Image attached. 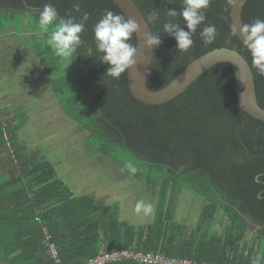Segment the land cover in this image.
Here are the masks:
<instances>
[{
    "label": "trees",
    "instance_id": "1",
    "mask_svg": "<svg viewBox=\"0 0 264 264\" xmlns=\"http://www.w3.org/2000/svg\"><path fill=\"white\" fill-rule=\"evenodd\" d=\"M133 1L151 34L161 40L153 46L149 89L165 86L201 54L227 47L248 62L257 102L264 108V76L233 34L229 0H211L187 52L176 49L175 38L163 30V23L174 19L187 31L179 15L183 0ZM47 3L57 9L58 18L79 21L84 12L89 14L72 61L55 55L46 43L48 35L38 37L39 15ZM170 9L177 10L175 18L168 17ZM106 10L124 16L112 0H0V34L9 25L18 28L25 15L31 17L35 40L28 48L40 60L62 111L96 152L124 168L134 161L138 171L132 175L125 168L127 173L145 181L152 193L157 189L152 219L135 226L119 219L115 209H103L92 195L73 194L49 159L17 141L21 124L7 123L3 130L0 121V264H54L48 243L66 264H84L100 252L120 248L195 264H251L260 255L264 264V122L238 112L231 65H212L169 101L140 102L128 88L127 71L119 80L107 75L109 65L96 50L93 28ZM153 10L159 14L154 23L148 21ZM241 18L243 24L264 20V0H246ZM208 24L217 29L210 44L200 35ZM129 43L135 45V33ZM12 171L17 173L10 175ZM180 190L201 200L194 227L174 220L172 194Z\"/></svg>",
    "mask_w": 264,
    "mask_h": 264
},
{
    "label": "rangeland",
    "instance_id": "2",
    "mask_svg": "<svg viewBox=\"0 0 264 264\" xmlns=\"http://www.w3.org/2000/svg\"><path fill=\"white\" fill-rule=\"evenodd\" d=\"M5 31L6 33L14 32L20 42L9 35L0 38V53L7 49L11 54L10 60L14 62L15 67L10 70V74L0 75V121L2 129L5 130L7 123H17L18 114L13 113L12 106L14 98L24 110L29 109V104L35 105L36 120L32 119L28 122V129L20 132L21 141H25L26 144L25 149H46L49 151L46 154L40 151V154L51 160L56 167L58 176L68 185L73 194L91 193V195L98 197V199L96 198L97 203L103 209L108 212L115 209L119 219L135 226H145L151 221L153 213L148 216L137 215L134 212V207L137 201L144 200L153 205L154 211L157 189L152 193L146 187L145 181L136 179L128 174L117 161L97 153L98 151L96 152L92 146L85 145L82 134L70 117L65 120L53 109H46L49 105H47L45 97L44 100L40 99L42 92L45 93L46 91L38 83L40 80H35L39 79V74L31 71V69L29 72L28 54L25 50L18 51L21 46L20 43L26 45L34 40L35 34L31 17L28 14L25 15L18 28L9 25ZM37 34L39 37L48 35L40 30ZM12 47L17 50L12 52L13 50H9ZM1 59L3 61L4 58ZM61 59L63 60V58ZM64 63L68 67V63L66 61ZM2 70L0 69L1 73ZM53 72L54 70H52ZM13 93L18 94L17 97H12ZM30 124L33 129L37 128L36 126L40 128L41 125H45L34 133V130H30ZM92 152L103 158L93 155ZM16 173V171H12L10 175ZM172 195L176 200L174 220L194 227L202 204L201 200L189 191L180 190L178 193L173 192Z\"/></svg>",
    "mask_w": 264,
    "mask_h": 264
},
{
    "label": "clouds",
    "instance_id": "3",
    "mask_svg": "<svg viewBox=\"0 0 264 264\" xmlns=\"http://www.w3.org/2000/svg\"><path fill=\"white\" fill-rule=\"evenodd\" d=\"M230 3L233 0H229ZM172 3V0H167ZM211 0H183V8L179 15L182 16L187 31L180 27V24L170 19L163 23L165 33L173 36L176 40V49L180 52H187L193 45V35L198 26L206 20L205 10L210 6ZM76 11H80L79 5H74ZM168 17L175 18L177 10H167ZM89 19V14L84 12L79 21L75 17L58 18L57 9L47 3L43 6L38 19V27L42 33H47L49 38L46 43L54 51L55 55L65 60H71L74 53L83 43L81 33L85 29V23ZM159 20V14L153 10L148 14L149 22ZM51 29V31H49ZM139 29L138 23L123 15L114 14L106 10L104 15L96 22L93 28L94 42L96 50L102 53L100 60L108 64L107 75L119 80L121 75L135 64L136 47L129 43L133 34ZM233 34H237L236 27ZM239 34L243 37V44L252 57V64L257 69L260 76H264V20L256 19L250 24H243L239 28ZM206 44L212 43L216 39L217 29L215 25L208 24L200 32ZM161 43L160 35L148 33L145 40L146 46L158 47ZM88 56H92V48H88ZM128 172L134 175L138 168L133 160H128L125 164ZM134 212L137 215L148 216L153 213V205L144 200L136 202ZM262 257L257 255L251 264H261Z\"/></svg>",
    "mask_w": 264,
    "mask_h": 264
},
{
    "label": "water",
    "instance_id": "4",
    "mask_svg": "<svg viewBox=\"0 0 264 264\" xmlns=\"http://www.w3.org/2000/svg\"><path fill=\"white\" fill-rule=\"evenodd\" d=\"M126 18L134 19L139 29L135 33V64L126 73V82L131 94L145 104H161L171 100L185 91V89L204 71L219 62L231 65L234 74V87L238 112L264 122V108L257 102L254 77L246 59L236 50L227 47L213 48L201 54L184 67L169 83L159 89H149L146 85L151 66L153 47L146 46L145 40L151 33L149 25L140 9L133 0H112ZM246 0H233L230 7V21L232 28L236 27L238 39L243 43L239 28L243 25L241 18L242 7ZM258 154V149L253 152Z\"/></svg>",
    "mask_w": 264,
    "mask_h": 264
},
{
    "label": "crops",
    "instance_id": "5",
    "mask_svg": "<svg viewBox=\"0 0 264 264\" xmlns=\"http://www.w3.org/2000/svg\"><path fill=\"white\" fill-rule=\"evenodd\" d=\"M7 35H9V36H11L12 38H14V39H16V40H18L17 39V36L15 35V33L14 32H10V33H6V32H4V33H1L0 34V38H3V37H5V36H7ZM39 37V36H38ZM44 37V36H43ZM34 40H35V36H34ZM19 41V40H18ZM20 42V41H19ZM20 47L18 48V51L20 50V51H23V50H25L26 51V53L28 54V58H29V62H28V70H29V72H30V69H31V71H35V72H38V77H39V79H35V80H40V82H38L39 84H41L42 86L41 87H43V89L46 91L45 93H43L42 92V95L40 96V99L41 100H44V97H45V100L47 101V105H49V106H47V108L46 109H53L56 113H58V114H60L61 115V118L63 117V119H68V116L62 111V109H61V107H60V105H59V103H58V100L56 99V97H55V95H54V92H53V90H52V87H51V84H50V81H49V79H48V77L46 76V74H45V71H44V68H43V66H42V64H41V62H40V60L38 59V57H36V55H34L30 50H29V48H28V45H29V43H27L26 45H24V44H21L20 43ZM9 50H13L12 52H15V50H17V49H13V47L12 48H10ZM10 57H11V54L9 53V51L7 50V49H4V51L3 52H1L0 53V69H3L2 71V73L0 72V75L1 76H4L5 74H10L11 73V69L12 68H15L14 67V62H12V60H10ZM1 58H4L3 59V61H2V59ZM7 60V61H6ZM26 69H27V67H26ZM26 81H28V80H26ZM17 95L18 94H12V97H17ZM19 104L20 103H18L17 101H16V98H14V100H13V104H12V106H13V113H17L18 114V118L16 119V122L18 123V124H21V126L19 127V129H18V137H17V141H19V142H21L22 144H24L25 146H26V144H25V141H21V131H24V130H26V129H28L27 128V125H28V122H30V121H32V119H34V120H36V117H35V115L37 114V112H36V110H34V107H35V105H33V104H29V109H25L24 110V108H22V106H19ZM7 110V109H6ZM5 110V111H6ZM4 112V111H3ZM53 121V120H52ZM73 123H75L74 121H72ZM76 124V123H75ZM31 125V124H30ZM45 124H43V125H41L40 126V128L42 127V126H44ZM76 126H77V124H76ZM37 128H35V129H33L32 128V125H31V128H30V130H34V133L35 132H37V131H39L40 130V128H39V126H36ZM81 134V133H80ZM83 137V136H82ZM83 142L85 143V145H88L86 142H85V140H84V138H83ZM32 149V148H31ZM26 150V151H28V152H30V151H32V150ZM33 150H37V149H33ZM39 151H43V152H45V154L47 153V152H49V151H47L46 149H42V150H39ZM95 151V150H94ZM97 153H99V152H97ZM92 154L93 155H95V156H97V157H99V158H103V157H101V156H99L98 154H95V153H93L92 152ZM105 156V155H104ZM109 159H111L110 157H109ZM106 161H108L107 159H105ZM51 161V160H50ZM111 163V162H110ZM115 165V164H114ZM55 166V165H54ZM113 166V165H112ZM114 167H116V166H114ZM56 168V167H55ZM63 180V179H62ZM77 187V186H76ZM72 188V187H71ZM94 188H96V187H94ZM73 189V188H72ZM71 190V189H70ZM86 194V193H85ZM87 194H90L91 195V193H87ZM80 195H82V194H80ZM93 196V195H92ZM94 197V199H95V201L97 202V199H98V197H95V196H93ZM97 198V199H96ZM113 200V199H112ZM116 202V201H115ZM99 204V203H98ZM116 204V203H115Z\"/></svg>",
    "mask_w": 264,
    "mask_h": 264
},
{
    "label": "built area",
    "instance_id": "6",
    "mask_svg": "<svg viewBox=\"0 0 264 264\" xmlns=\"http://www.w3.org/2000/svg\"><path fill=\"white\" fill-rule=\"evenodd\" d=\"M46 239H48V236H46ZM47 251L49 256L53 259L54 264H66L60 259L58 251L52 243H48ZM122 260H132L137 264H195L187 259L181 260L167 257L160 252H138L127 248H120L111 252H100L94 257L88 259L84 264H111Z\"/></svg>",
    "mask_w": 264,
    "mask_h": 264
},
{
    "label": "bare ground",
    "instance_id": "7",
    "mask_svg": "<svg viewBox=\"0 0 264 264\" xmlns=\"http://www.w3.org/2000/svg\"><path fill=\"white\" fill-rule=\"evenodd\" d=\"M16 155V154H15Z\"/></svg>",
    "mask_w": 264,
    "mask_h": 264
}]
</instances>
